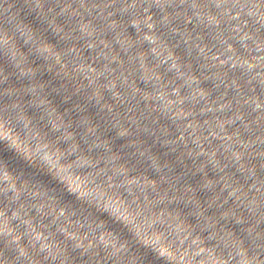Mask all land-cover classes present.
<instances>
[{
	"label": "clouds",
	"instance_id": "9594fccd",
	"mask_svg": "<svg viewBox=\"0 0 264 264\" xmlns=\"http://www.w3.org/2000/svg\"><path fill=\"white\" fill-rule=\"evenodd\" d=\"M0 264H264V0H0Z\"/></svg>",
	"mask_w": 264,
	"mask_h": 264
}]
</instances>
